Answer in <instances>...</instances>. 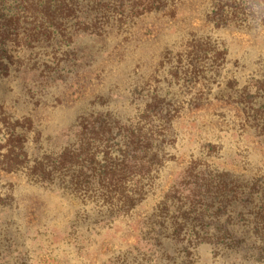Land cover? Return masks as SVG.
Segmentation results:
<instances>
[{
	"label": "trees",
	"instance_id": "obj_1",
	"mask_svg": "<svg viewBox=\"0 0 264 264\" xmlns=\"http://www.w3.org/2000/svg\"><path fill=\"white\" fill-rule=\"evenodd\" d=\"M155 18L171 23L176 39L127 70V46L142 43L152 32L144 23ZM78 33L99 51L111 45L118 65L97 67L89 48L76 47ZM231 35L264 49V0H0V77L20 81L32 108L15 116L0 102V173H18L70 202L69 245L97 223L128 224L154 200V226L167 224L177 264H199L202 247L219 264H264V170L250 169L240 154V171L249 174L218 168L222 146L208 139L186 159L178 155L177 128L204 127L198 119L206 116L198 115L205 112L264 158V64L233 57ZM118 82L134 111L125 118L107 108L110 95L102 92ZM55 88L62 90L50 108L86 106L61 145L44 141L35 123ZM29 140L37 155L27 152ZM181 160L177 179L159 195L163 174ZM3 193L0 206L11 199Z\"/></svg>",
	"mask_w": 264,
	"mask_h": 264
},
{
	"label": "rangeland",
	"instance_id": "obj_2",
	"mask_svg": "<svg viewBox=\"0 0 264 264\" xmlns=\"http://www.w3.org/2000/svg\"><path fill=\"white\" fill-rule=\"evenodd\" d=\"M150 21L147 19L144 23L143 31H152L151 34L155 35L153 37H149L151 34L145 35L142 43L134 42L133 45L127 46L130 50L125 56L127 70L137 63V58L142 57L149 62L148 56L152 50H160L176 39L175 28L171 23L158 18L153 19V22ZM79 34L81 33H78V38L74 39L76 47H84L85 51L89 48L92 54H95L94 64L97 67L113 68L118 65L119 55L115 54L116 52L110 53L111 45L109 49L99 51L101 46L94 44L91 36L82 37V34ZM228 40L233 57H245L248 66L256 67L257 62L264 64V49L261 46L254 45L255 43L248 38L235 35L229 36ZM116 41L113 39V43ZM119 51L120 48L117 52ZM75 61L77 64L80 63L78 59ZM96 71L98 72L94 69L92 73L95 75ZM10 80L0 77V102H5L8 110H14L15 116H29L32 108L25 101L27 99L25 86L17 79ZM91 84H94V78ZM117 84L115 91H110L113 88L107 85L103 87L102 92L103 94L109 92L110 95L106 100L107 108L125 118L134 111L129 106L130 96L127 85H121L120 82ZM61 90L62 88L48 90L50 93L54 92V95L49 94L45 97V108L40 109L35 121L41 138L44 141L52 140L49 141L50 144L61 145L71 141L73 131L69 134L67 129L86 108L81 102L50 108L48 106L51 104L50 98L59 95ZM98 110L104 111V107L99 106ZM201 115L206 116L204 119H198L199 123L205 125L204 127H196L193 124L184 126L186 128H177L180 132L178 155L182 160L186 159L189 153L196 152L197 147L204 143L203 140L208 139L222 146L221 158L214 160L218 168L235 170L236 173L244 172L240 171L239 166L245 162H241L242 160L237 158L239 156L236 157L240 154V157L250 164V169H255L253 167L255 166L264 170V158L261 152L252 149L253 144L250 139L245 137L241 138V142L237 141L234 131H227L225 127L217 126L215 118L207 116L205 112L198 116ZM29 142L27 152L37 155L38 146L31 140ZM182 160L170 165L163 174L161 190L157 191L160 192L159 195L177 179L184 166ZM244 173L249 174L247 171ZM0 189L4 193L11 192L8 204L0 206V264H173V262L177 264L181 261V256L172 253L175 246L170 237V230L165 228L167 224L154 226L160 219L153 214L156 205L154 200H149L138 208L128 224L116 222L106 226L97 223L88 235L82 230L85 237L79 239L75 246L69 245L67 239L70 222L73 219V207L70 202L60 200L51 189L43 190L29 186L25 178L18 173H0ZM91 220L94 219L91 217ZM162 222L164 224V220ZM196 257L199 264H219L213 260L211 249L208 247L196 250Z\"/></svg>",
	"mask_w": 264,
	"mask_h": 264
}]
</instances>
